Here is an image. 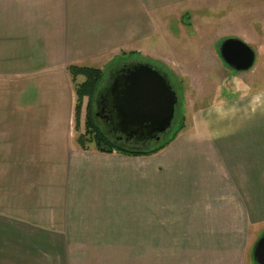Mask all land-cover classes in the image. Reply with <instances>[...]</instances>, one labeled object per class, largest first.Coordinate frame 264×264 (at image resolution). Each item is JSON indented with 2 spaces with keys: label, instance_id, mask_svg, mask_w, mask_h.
Returning a JSON list of instances; mask_svg holds the SVG:
<instances>
[{
  "label": "crops",
  "instance_id": "0c3cea01",
  "mask_svg": "<svg viewBox=\"0 0 264 264\" xmlns=\"http://www.w3.org/2000/svg\"><path fill=\"white\" fill-rule=\"evenodd\" d=\"M90 1L0 0V170L10 171L0 179L1 255L35 236L81 250L80 264H233L222 251L233 250L232 235L250 218L246 207L233 215L231 205L245 200L237 187H247L248 202L264 201L255 195L264 186L262 97L232 88L224 102L196 107L209 93L186 100L187 125L149 157L82 151L67 108L69 66L100 69L131 51L130 41L152 34L150 14L180 9V19L206 25L197 13L228 0ZM262 15L256 9L245 23L264 27ZM25 89L37 92L33 112L19 108Z\"/></svg>",
  "mask_w": 264,
  "mask_h": 264
},
{
  "label": "rangeland",
  "instance_id": "374dc122",
  "mask_svg": "<svg viewBox=\"0 0 264 264\" xmlns=\"http://www.w3.org/2000/svg\"><path fill=\"white\" fill-rule=\"evenodd\" d=\"M92 1L94 3L98 1L102 4V1L104 0ZM130 1L136 0H129L128 2ZM256 9L263 10L262 18H264V0H228L226 3H222L219 7H212L209 5L197 13L202 21L204 19L211 21L210 24L206 25L198 22L191 25L188 23L191 17L190 15H184L182 19H180L179 15L182 14L180 13V9L175 12L170 9L169 15H171L165 19H162L161 15L160 18H157L150 14V17H147V21L151 20V23L153 24L152 34L147 39L139 37L134 41H130L131 51H118V53L112 57L113 59L108 61L106 66L102 65L99 67L104 73V80L101 89L107 85L110 73L123 64L146 63L161 70L167 75L170 85L177 95L179 103L175 111V120L169 130V132L171 131L170 133L173 131L175 132L180 128V125L182 129L187 125V121L183 117L187 113L186 109H188V106H186V100H200L199 96L202 94L208 95L209 93V96L196 103V107L206 106L215 101L219 102L222 100V102H224L228 99L227 97H230V89L232 88L239 92L242 90L243 93H247L250 97H262L264 99V31H262L264 27L259 25L250 26L245 23L247 21V18L245 17L250 16V18H254L252 14ZM225 14L231 15L226 17ZM233 14L237 16H233ZM129 19L130 18L127 17L124 21H130ZM242 37L246 39L247 43L243 41ZM231 38L239 39L246 45L249 44L248 46L254 51L255 61L253 67L249 71L237 73L228 68L220 59L218 54L219 45L224 40ZM115 50L116 49L113 51ZM108 54L109 52H107L105 58H109ZM215 54L217 56L216 58ZM91 60L94 59L89 56L88 61ZM214 61L216 62L215 70L213 69L214 67H212L214 66ZM210 62L211 64H209ZM209 66H211L214 72H212V69L209 70ZM219 67L222 68L221 72L219 71ZM217 71H219V73L214 76ZM40 74L43 75V73ZM224 76L226 77L224 78ZM218 78H221L222 81L217 82L216 79ZM82 80V78H77V82H81ZM69 82L71 85H67H70L74 95V84L70 80ZM238 84L240 85V88ZM2 89L3 88L0 87V112L2 98H4L3 92H5L2 91ZM68 90H65V94H68ZM58 91H60V89H58ZM11 92H13L11 89L8 90V93L11 94ZM56 96L59 97L60 94L58 93ZM36 98H38L36 90L25 89L24 94H21L18 98L20 110H26V113H28L27 111L33 112V107L30 106V102ZM75 100V96H73L72 104L67 106V108L71 110L70 127L72 128V134L76 138L78 134L84 132L83 121L86 100L83 102L80 128L78 132L74 130ZM57 101L59 102L60 100ZM40 108L42 114L53 113L51 115H54V113L60 112L58 110L55 111L52 106H41ZM55 108L58 109V106ZM62 130L64 129L62 128ZM177 131L179 132L181 130L178 129ZM134 146L140 147L141 145ZM90 150L96 151L94 145L89 147L88 151ZM162 150H164V148ZM157 153H155V155ZM7 174L10 176V171H7L6 173L5 171L0 170V179ZM9 188L11 189L12 187ZM237 188L245 200L243 201L244 203L234 202L233 205H231L233 215L240 213L242 210L241 207H243V209L246 207L250 213L249 223L247 228L243 227L242 233L232 235L233 239L231 240L233 244L231 242L229 243H231V248L233 246V250H223L222 252L229 253L230 251V253H232V258L234 260L233 264H252L253 246L264 232V201L256 204L248 202L250 193H247V187L242 186ZM226 189L228 190V187H226ZM248 189H251V187H248ZM255 190L258 191L255 195L261 200L264 199V186L255 187ZM246 194H248V197ZM242 212L244 213L243 210ZM228 237L229 236L227 235V238ZM43 240V238L38 239L35 236H32L31 239H27L26 236V238L22 240V243H18V253L12 256L10 251H8L9 255H7L6 252L1 255V250H4L1 249V245L0 264H5L7 262L6 259L13 257L16 258L17 256L21 258V261L19 260L20 264H28L30 262V264H80V259L82 257L81 250L63 249V244L58 243L55 244L58 248L54 249L51 248V245L54 244L45 243L48 240ZM226 245L228 246V243ZM1 258L4 260L1 261ZM85 258H87V256H85ZM31 259L34 261L32 262ZM222 260L223 258H221L220 263L218 264H223ZM10 262H13V259Z\"/></svg>",
  "mask_w": 264,
  "mask_h": 264
},
{
  "label": "water",
  "instance_id": "95a60500",
  "mask_svg": "<svg viewBox=\"0 0 264 264\" xmlns=\"http://www.w3.org/2000/svg\"><path fill=\"white\" fill-rule=\"evenodd\" d=\"M222 62L231 70L249 71L254 51L239 39L224 40L218 47ZM95 101V116H105L111 132L126 144L157 143L172 127L178 98L165 73L146 63L128 64L110 73ZM254 264H264V232L252 249Z\"/></svg>",
  "mask_w": 264,
  "mask_h": 264
},
{
  "label": "trees",
  "instance_id": "16d2710c",
  "mask_svg": "<svg viewBox=\"0 0 264 264\" xmlns=\"http://www.w3.org/2000/svg\"><path fill=\"white\" fill-rule=\"evenodd\" d=\"M67 73L74 84V130L79 131L82 115L83 102L86 100L83 129L84 132L76 136V144L82 151H88L94 145L96 151L105 154H122L125 156L140 157L155 154L169 145L176 137L175 132L169 131L163 135L159 142L146 144L144 146H134L118 142L105 126L95 117V101L102 87L104 73L100 69L71 65L67 68ZM77 78H82L77 82ZM169 134V135H168ZM153 144V145H152Z\"/></svg>",
  "mask_w": 264,
  "mask_h": 264
},
{
  "label": "flooded vegetation",
  "instance_id": "af4514ba",
  "mask_svg": "<svg viewBox=\"0 0 264 264\" xmlns=\"http://www.w3.org/2000/svg\"><path fill=\"white\" fill-rule=\"evenodd\" d=\"M129 64H135V63H129ZM126 65H128V64H123V65L119 66L118 69H120L121 67H124V66H126ZM154 68H155V67H154ZM156 69H157V68H156ZM157 70H158V69H157ZM159 71H161V70H159ZM100 90H101V89H100ZM95 114H96V111H95ZM95 117L98 119V121H100V122L105 126V128L108 130V132L111 133V135H112V136H113L118 142L123 143V144H126V143L124 142L123 139H120L118 135H115V134H113V133L111 132V126H110L109 122H108L107 120H105V119H106V118H105L106 115H105V116H99V117L95 116ZM129 144H131V145H135L133 142H130Z\"/></svg>",
  "mask_w": 264,
  "mask_h": 264
}]
</instances>
